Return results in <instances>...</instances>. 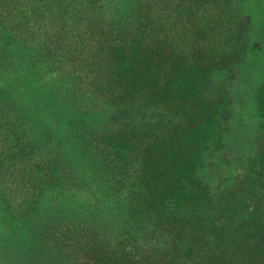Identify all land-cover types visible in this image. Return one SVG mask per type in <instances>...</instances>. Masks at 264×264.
Returning a JSON list of instances; mask_svg holds the SVG:
<instances>
[{
  "label": "trees",
  "instance_id": "1",
  "mask_svg": "<svg viewBox=\"0 0 264 264\" xmlns=\"http://www.w3.org/2000/svg\"><path fill=\"white\" fill-rule=\"evenodd\" d=\"M241 4L0 0V215L19 221L0 254L264 264V137L235 139L228 86L258 47ZM247 91L259 141L264 80Z\"/></svg>",
  "mask_w": 264,
  "mask_h": 264
},
{
  "label": "rangeland",
  "instance_id": "2",
  "mask_svg": "<svg viewBox=\"0 0 264 264\" xmlns=\"http://www.w3.org/2000/svg\"><path fill=\"white\" fill-rule=\"evenodd\" d=\"M241 1H242V4H241L242 7H243V5H246L248 10H249V14L251 15V17H250L251 23H253L252 25H254L252 31L254 32V34L256 32L255 39H253V40H254L255 44L258 43V45H257L258 47H257V49L255 48L253 53L249 54L247 60L243 63V66H242L240 72H238L237 75H232V77H229L228 86L230 88H233L234 91L236 92V94H237L236 96L239 98V101H238L239 108L243 107V105L246 103L247 104L246 108L248 110V108L250 107V105H248V102H250V100L247 99V98H249L248 97L249 93L247 90L250 89L252 91V88L255 86L256 83H259L260 81L264 80V0H241ZM239 3H240V0H237V5H239ZM242 7L240 10L241 14L242 15H249V14L245 13V10H244L245 8L243 9ZM6 84H7V80L5 77V73H4L3 69H0V87L3 88V86ZM245 88H247V89H245ZM1 95H2V92L0 91V96ZM247 110L245 109L242 114H238V115L235 114L234 120H236L237 124H235V126L232 127L233 128L232 131H234L236 133V135L239 137V139L235 138L238 141H240L241 139L246 140V137H247L250 141L254 140L258 146V143L260 141H262L264 136L262 134L258 135L260 137H259V141H257L258 138L252 135L251 130L253 128V125H252V122L250 121V117H249ZM148 114H151V111H149ZM124 116L125 117L123 119L129 120L130 123H132L134 125H136L137 122L141 120L140 119L141 116L140 117H137V116L131 117L129 115H127V116L124 115ZM254 119H256V118H254ZM126 120H125V124H127ZM142 120H145V118ZM240 130H242V131L245 130L246 132H248V134L241 132ZM36 132H37V134H39L41 136L46 135L44 129H42V130L37 129ZM47 150H48V148L41 150L42 158L47 156ZM244 153L248 154L249 152L246 149V151H244ZM228 156H230V154H228ZM47 158H48V156H47ZM42 166H43V164L41 162L39 164L38 170H39V168H42ZM39 171L41 172L42 175L45 174V171L43 169L39 170ZM82 171H83V169H82ZM82 171H80V172L82 173ZM9 181L10 180L8 179V176H7L6 182L8 183V186H10V185L12 186V183H10ZM1 188L5 192H9L12 189L11 187H1ZM46 204H48V203H46ZM7 216L8 215L5 212H3L0 215V219H1V222H0V241L5 240L4 242H8L10 239H3V235L8 236L12 233V230L11 231H5L2 229V226H1L2 225V217L7 218ZM7 221H9L8 218H7ZM18 222L19 221H16V222H10L9 221L8 223L12 228H15L14 225ZM17 246H19V245H17ZM0 264H13V263L11 261H9V259L6 256H4L3 254H0Z\"/></svg>",
  "mask_w": 264,
  "mask_h": 264
}]
</instances>
